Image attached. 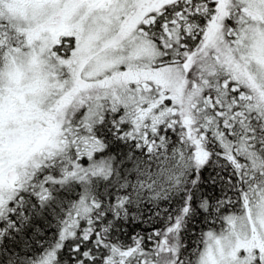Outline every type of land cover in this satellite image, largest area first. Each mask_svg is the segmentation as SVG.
Instances as JSON below:
<instances>
[{"label": "snow or ice", "instance_id": "1", "mask_svg": "<svg viewBox=\"0 0 264 264\" xmlns=\"http://www.w3.org/2000/svg\"><path fill=\"white\" fill-rule=\"evenodd\" d=\"M0 264H264V0H0Z\"/></svg>", "mask_w": 264, "mask_h": 264}]
</instances>
